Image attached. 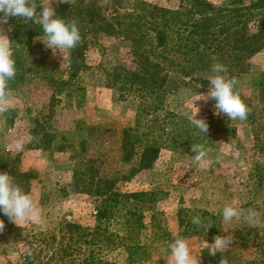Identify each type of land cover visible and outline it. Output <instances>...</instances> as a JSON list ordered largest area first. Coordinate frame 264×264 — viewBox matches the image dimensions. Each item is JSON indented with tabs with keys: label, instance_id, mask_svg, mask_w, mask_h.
I'll return each mask as SVG.
<instances>
[{
	"label": "rangeland",
	"instance_id": "374dc122",
	"mask_svg": "<svg viewBox=\"0 0 264 264\" xmlns=\"http://www.w3.org/2000/svg\"><path fill=\"white\" fill-rule=\"evenodd\" d=\"M134 1L96 0L108 17L131 12ZM143 1L176 8L180 0ZM62 4L52 0L55 10ZM38 37L42 35L22 45L10 19L0 24V41L19 52L27 70L24 82L0 96V172L32 173L23 190L39 214L18 225L0 217V264H83L89 252L111 264H128L124 246L134 243L142 249L134 264H168V244L177 234L202 264V252L213 240L198 236L201 224L233 236V244L217 252V264H264V228L243 220L225 223L221 215L230 204L264 217V103L258 85L264 46L246 59L248 67L239 74L228 61L215 62L226 65L227 76L237 81L234 90L250 111L246 120H228V129L212 136L210 166L193 163L188 153L162 148L151 166L137 169V157L122 160V130L133 126L139 99L107 83L115 66L134 64L130 41L100 36L88 50L87 68L71 82L85 88L77 104L80 98L65 81L68 51L53 54ZM209 75L210 70L184 78L167 96L166 108L188 118L196 106L195 118L208 123L216 112L214 102L195 99L206 94ZM57 81H63L62 87ZM18 140L24 142L20 152L14 147ZM107 205L110 210L101 217ZM179 209L182 216H199L201 224L181 225Z\"/></svg>",
	"mask_w": 264,
	"mask_h": 264
},
{
	"label": "trees",
	"instance_id": "16d2710c",
	"mask_svg": "<svg viewBox=\"0 0 264 264\" xmlns=\"http://www.w3.org/2000/svg\"><path fill=\"white\" fill-rule=\"evenodd\" d=\"M263 10L264 0H236L228 4L180 0L176 8L137 0L131 12L115 11L108 17L96 0H68L55 12L66 21H76L81 40L68 51L65 81L76 91L79 104L85 88L71 82H75L72 79L87 68L88 50L96 46L100 36H122L129 40L134 64L115 66L108 74L107 82L121 94L139 99L133 126L122 130V160L128 162L137 157L136 168L145 169L152 165L162 148L193 155L192 144H202L207 148L214 134L228 129V118L223 114H210L208 131L204 136L192 127L187 117L167 109L165 100L184 78L209 71L218 60L228 61L236 74L244 72L248 67L246 59L264 46ZM9 19L14 35L22 45L42 35L38 24L26 23L19 17ZM13 57L17 72L15 78L9 81L7 90L15 89L24 82L27 72L19 52L13 51ZM56 83L62 87L63 81ZM258 83L260 100L264 103V75ZM9 174L14 178L13 183L22 189L23 182L32 176L27 171H9ZM109 210V205L104 206L100 216L105 217ZM0 217L3 215L0 214ZM178 219L181 225H189L192 217L182 216L179 209ZM204 222L211 223L208 220ZM201 226L198 236L202 240L210 242L218 235L214 227ZM124 247L128 264L141 260L139 244H126ZM202 253V264H217L219 253L210 256L207 248ZM83 264L111 263L89 252Z\"/></svg>",
	"mask_w": 264,
	"mask_h": 264
},
{
	"label": "clouds",
	"instance_id": "9594fccd",
	"mask_svg": "<svg viewBox=\"0 0 264 264\" xmlns=\"http://www.w3.org/2000/svg\"><path fill=\"white\" fill-rule=\"evenodd\" d=\"M58 3H65L68 0H57ZM19 17L26 23L31 21L38 24L42 29V38L38 39L53 54L72 50L80 40V31L76 21H66L58 16L52 6V0H41L40 10L37 11L35 0H0V24H7L9 18ZM16 62L9 43L0 41V96L6 94L8 83L16 76ZM228 69L222 63H215L210 67L208 76L207 92L199 93L198 99L214 102L216 115L223 114L231 121H244L247 119L250 109L242 101L234 90L236 79L227 76ZM193 100V102L195 101ZM194 105V103H193ZM189 116L192 127L200 134L206 136L208 123L204 118H195L199 109ZM16 151L24 150V142L16 141ZM193 163L201 167L210 166L212 161L208 159V149L202 144H192ZM0 214L16 225L38 219V211L31 195L25 192L19 185L13 183L7 172H0ZM222 219L225 223L243 220L248 226L264 228V217L255 210H244L232 205H225L221 210ZM194 225H200L199 216L193 217ZM4 229V222L0 221V232ZM207 248L210 256H216L217 252L226 250L233 244L232 235H217ZM170 260L168 264H200L198 257L192 251L186 240L177 234L172 242L168 244Z\"/></svg>",
	"mask_w": 264,
	"mask_h": 264
}]
</instances>
